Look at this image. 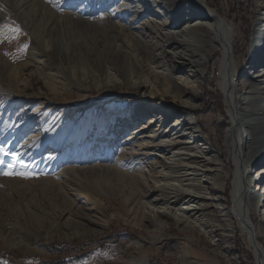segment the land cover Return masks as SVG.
Instances as JSON below:
<instances>
[{"label": "rangeland", "instance_id": "rangeland-1", "mask_svg": "<svg viewBox=\"0 0 264 264\" xmlns=\"http://www.w3.org/2000/svg\"><path fill=\"white\" fill-rule=\"evenodd\" d=\"M146 1L94 0L95 10L84 20L78 11L83 1L74 9L72 0H0V20L17 19L31 39L27 51L41 53L40 63L29 64L27 54L17 62L5 52L11 40L0 42V147L27 165L21 169L3 156L0 169L11 163L34 174L0 175V264H227L204 233L161 216L163 225L152 223L141 205L150 183L132 181L129 173L140 172L120 156L122 138L159 113L147 107L161 99L178 105L174 117L193 101L191 112L207 142L227 156L229 113L216 74L221 52L191 100L185 86L155 72L139 40L142 32L137 37L127 25L138 6L146 9ZM205 1L237 31L233 44L243 58L234 80H239L251 70L248 44L261 0ZM112 8L113 23L97 18ZM165 19H171L168 12H149L139 21L150 25L143 31L148 37L159 40ZM56 51L62 59H55ZM263 211L261 206L252 214L257 226ZM237 230L238 264H257Z\"/></svg>", "mask_w": 264, "mask_h": 264}, {"label": "bare ground", "instance_id": "bare-ground-1", "mask_svg": "<svg viewBox=\"0 0 264 264\" xmlns=\"http://www.w3.org/2000/svg\"><path fill=\"white\" fill-rule=\"evenodd\" d=\"M79 1L88 6L78 9L81 17L90 19L95 10L94 0H72L69 7L75 9ZM146 2V9L138 6L137 12L134 10L137 14L129 18L127 25L136 31L137 37L140 36L137 32H142L145 39L139 37V40L146 44L155 72L185 86L184 94L192 100L199 91L203 75L209 71V62L220 51L216 74L229 120L225 157L214 144L207 142V136L191 112L195 107L193 101L187 104L184 115L176 117L178 105L165 99L147 107L149 111L156 107L159 113L152 114L140 129L122 138L120 145L125 148L119 150L120 156L125 155L122 160L133 161L135 165L130 168L140 172L138 175L129 173L132 181L150 183L146 186V199L141 201L143 212L150 214L154 225H163L158 223L161 216L204 233L218 247L219 253L226 256L227 264L240 262V257L233 253L239 228L256 263L264 264V214L258 226L252 220V214L261 206L264 210V183L258 186L264 181V0L259 3L256 31L248 44V62L253 65L247 63L246 68L251 70L239 80L234 77L243 57L236 55L233 37L237 36V31L234 32L228 19L209 8L205 0ZM183 8L188 10L186 16L180 18ZM149 12L153 16L170 14L171 19L163 20L162 28L157 29L156 34L161 35L159 40L148 37L144 30L150 29V25L139 21ZM115 14L116 9L112 8L99 12L97 18L113 23L111 19ZM26 54L29 64L36 59L37 63L41 62L37 58L41 53L36 49ZM54 55L55 59H62L57 51Z\"/></svg>", "mask_w": 264, "mask_h": 264}, {"label": "snow or ice", "instance_id": "snow-or-ice-1", "mask_svg": "<svg viewBox=\"0 0 264 264\" xmlns=\"http://www.w3.org/2000/svg\"><path fill=\"white\" fill-rule=\"evenodd\" d=\"M19 35H23L22 29L19 27V25H15L12 23L0 24V41H3L5 39L11 40L13 38L18 37ZM27 47H28L27 44L21 45L17 49V51L20 53L26 52ZM3 156H11L13 160H16L19 163L21 169L27 168V165L22 160L19 159L18 154L16 152H8L3 147H0V157ZM3 163L4 161L0 159V164ZM0 175L21 176L23 178H30L34 174L26 170L17 171L15 165L9 163L7 165V170L0 169Z\"/></svg>", "mask_w": 264, "mask_h": 264}, {"label": "crops", "instance_id": "crops-1", "mask_svg": "<svg viewBox=\"0 0 264 264\" xmlns=\"http://www.w3.org/2000/svg\"><path fill=\"white\" fill-rule=\"evenodd\" d=\"M5 23H12L15 25H19V27L22 29L23 35H20L16 38L11 39V44H12V49L5 51L7 53V55L14 61H23L26 58V53L28 52L26 50V52L20 53L17 51V49L24 44H30L31 43V39L30 36L28 35L27 31L24 30V28L22 27V24L17 20L13 18L10 19H2L0 20V24H5ZM1 42V41H0ZM19 54V55H18ZM25 56H24V55Z\"/></svg>", "mask_w": 264, "mask_h": 264}, {"label": "trees", "instance_id": "trees-1", "mask_svg": "<svg viewBox=\"0 0 264 264\" xmlns=\"http://www.w3.org/2000/svg\"><path fill=\"white\" fill-rule=\"evenodd\" d=\"M237 8H239V6L237 7ZM229 18L230 19H234V17L232 16V14H230L229 13ZM236 50V49H235ZM215 56H218V54H216ZM214 56V57H215ZM209 70H210V67H209ZM218 100V99H217ZM221 106V105H220ZM220 111V110H219ZM222 111V110H221ZM202 129V128H201ZM228 182H229V180H228ZM228 185V184H227ZM229 191V190H228ZM226 193H228L227 191H226ZM237 238H238V234H236V239H235V241H237ZM237 252H238V255H239V257L241 256V253H240V251L239 250H237Z\"/></svg>", "mask_w": 264, "mask_h": 264}]
</instances>
